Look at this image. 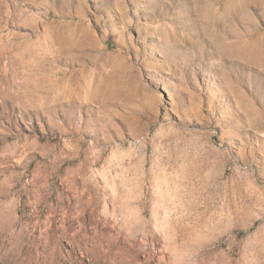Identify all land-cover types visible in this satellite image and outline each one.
Returning <instances> with one entry per match:
<instances>
[{
	"label": "rangeland",
	"instance_id": "rangeland-1",
	"mask_svg": "<svg viewBox=\"0 0 264 264\" xmlns=\"http://www.w3.org/2000/svg\"><path fill=\"white\" fill-rule=\"evenodd\" d=\"M0 264H264V0H0Z\"/></svg>",
	"mask_w": 264,
	"mask_h": 264
}]
</instances>
